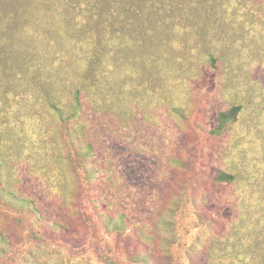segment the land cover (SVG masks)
Here are the masks:
<instances>
[{
    "label": "rangeland",
    "instance_id": "374dc122",
    "mask_svg": "<svg viewBox=\"0 0 264 264\" xmlns=\"http://www.w3.org/2000/svg\"><path fill=\"white\" fill-rule=\"evenodd\" d=\"M98 2H32L11 26L17 38L6 46L29 68L0 78V157L11 186L63 227L46 238L34 213L0 202V231H9L0 264H147L139 258L149 240L105 229L81 153L47 110L48 99L66 105L78 89L88 137L122 159L113 163L106 216L129 213L154 238L161 201L175 210L151 250L157 264L203 258L238 216L264 225V0ZM8 4L24 17L25 0H0V15ZM235 106L242 111L230 132L211 135ZM218 170L236 183L215 184ZM247 200L253 205L243 213ZM245 239L233 257H245ZM99 247L111 251L107 259Z\"/></svg>",
    "mask_w": 264,
    "mask_h": 264
},
{
    "label": "trees",
    "instance_id": "16d2710c",
    "mask_svg": "<svg viewBox=\"0 0 264 264\" xmlns=\"http://www.w3.org/2000/svg\"><path fill=\"white\" fill-rule=\"evenodd\" d=\"M39 1L42 3L47 2V0H25L24 9L26 10H23V12H25L23 13L24 17L22 18L19 12H17L18 9L15 8V4H8V8L6 6L4 7L7 8L6 13L0 15V29L2 28V31H0V78L7 74L8 68H13L14 66H19V70H22L23 67V69L29 68V65L25 63L24 59L19 57L15 46L12 45V47H8L6 45L9 40L17 38V35H15L14 29H12L11 26L16 20L27 17L31 3ZM98 3H100V0ZM92 6L93 8L88 9L89 12H93L95 10V6L98 8L97 4H92ZM22 75L23 73L20 72V76ZM16 77H19L18 74ZM82 95H84V92L78 89L74 95L73 101L71 103H67L66 105L60 104L58 100L54 101L53 99H48L46 101L47 110L53 113L60 122H63L68 127L69 141L72 146L81 153L82 160L86 164L85 172L88 183L90 185H95L94 189L98 191L96 196L93 199L91 198L90 203L94 206L98 216L101 217L107 232L111 233L112 231H115L118 236H122V234L124 235L127 233V230L129 231L128 234H130L131 231L136 230L138 232V240L140 242L149 240L151 243L149 248L146 249L148 253L139 259L141 262L147 264H150L151 262V264H157V259L154 257V251L151 250L155 248L157 238L158 241L164 239L160 233L162 232V228L169 225L170 217H173L169 213H173L175 210L173 211L171 204H169L170 208H165L164 205L166 201H161L159 209L161 207L163 209L158 214L157 221L159 224L154 227L153 231V233L158 235V237L154 238H149L148 234H144L143 229L137 226L136 222L133 221L129 213L126 214L125 212H122L120 218H115L114 215L111 217L106 216L107 210H105L104 207L110 206L111 199L109 198V188L112 181L111 179H114L112 176V172L114 170L113 163L116 159V166L121 167L122 159L121 157L117 158L116 154H114L112 158L106 157L104 153H101L96 149V145L93 143V140L88 137L83 126L80 124L84 113ZM241 111V107L235 106L228 111L222 112L217 118L218 122L216 127L210 132L211 135L221 137L229 133L237 121ZM6 162L5 158L0 157V202L4 203L8 207H12V205L21 206V210H16L19 214L26 211L31 214L34 213L37 221L36 223L40 227L39 231L43 233L44 237H52L53 232V235H57L58 237V232H60L59 229L62 228L63 225L59 224L58 220L53 219V214L39 211L40 209L36 207L32 198L19 194V192L11 186V184L14 185V176L10 172L9 166ZM236 180L237 176L235 174L223 170H218L216 174H214L213 178L214 183L220 186H232L236 183ZM243 205L247 206V208L245 211L242 209L241 211L246 213V211L252 208L253 204H250L249 200H247L244 204H242V206ZM117 219H119V221H117ZM116 221V225H113ZM232 221L228 232L225 235H216L208 244L204 246V250L201 251L203 258L195 257L197 260L192 258V264H264V225L262 224V221H258L257 225H249L246 221L241 220L239 216ZM260 225L263 226L260 228ZM8 233L9 231H0L1 242L7 244L9 238H6L5 236ZM35 236L38 237L37 235ZM243 239H245L244 245H246V243L249 244L246 245V248L244 249L245 257L243 259H238L233 257V254L237 252L238 243L243 241ZM97 252L100 258L107 259V254L111 251H109V249L99 247ZM147 255H151L154 261L147 258Z\"/></svg>",
    "mask_w": 264,
    "mask_h": 264
}]
</instances>
